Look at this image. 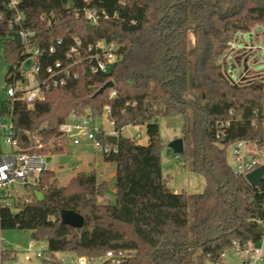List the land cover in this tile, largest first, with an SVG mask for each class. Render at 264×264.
<instances>
[{
    "label": "trees",
    "instance_id": "16d2710c",
    "mask_svg": "<svg viewBox=\"0 0 264 264\" xmlns=\"http://www.w3.org/2000/svg\"><path fill=\"white\" fill-rule=\"evenodd\" d=\"M7 4L0 0L8 85L23 74L21 49L9 36L15 29L6 21ZM18 8L33 32L30 44L38 50L40 76L60 62L77 77L51 87L31 106L19 99L0 101V115L12 114L21 148L51 156L68 152L60 126L70 115L96 119L108 107L117 141H108L104 132L97 139L109 149L103 160L115 164L114 201L98 200L108 185L97 182L94 172L78 171L60 185L48 169L28 193L31 202L22 197L15 202L17 211L0 208V232L29 231L31 239L46 242L51 255L122 251L126 255L118 264H192L194 254L195 264H219L235 244L260 240L264 177L258 187L249 185L227 163L226 149L241 140L264 145V86L232 84L218 60L237 33L264 29V0H19ZM85 8L95 13V24L86 20ZM75 39L81 51L98 40L115 41L118 59L107 73H92L90 61L73 64L76 58L67 57ZM110 80L112 87L94 95ZM189 109L191 168L204 178L203 190L193 195V244L186 192L170 189L162 172L158 124L169 116L185 123ZM223 120L230 124L216 139L214 124ZM127 126L143 127L146 143L123 136ZM68 209L82 215L81 227L61 223L60 213Z\"/></svg>",
    "mask_w": 264,
    "mask_h": 264
},
{
    "label": "built area",
    "instance_id": "2783aa9c",
    "mask_svg": "<svg viewBox=\"0 0 264 264\" xmlns=\"http://www.w3.org/2000/svg\"><path fill=\"white\" fill-rule=\"evenodd\" d=\"M18 3L19 0H8L9 15L6 17V21L15 29L13 32H18L21 36L22 60L20 69L23 78H15L13 83L5 87V92L11 102L19 99L26 103L27 106H31L35 101L42 100L45 92L51 87L65 85L68 77L76 78L77 74L75 72L71 74L70 66L62 67L60 62H56L53 66H48L45 74L40 76V67L37 62L38 50L31 48L30 44V37L33 32L25 27V16L19 10ZM84 15L89 23H96L97 18L93 11L85 8ZM40 19L50 22L49 17L44 14L40 16ZM254 31L256 32V29H251L248 33L253 35ZM262 31L264 32V29L261 28L255 34ZM246 35L247 33L243 32L237 33L232 40L228 41L227 48L221 54L220 64L224 76L232 84L241 85L260 81L264 86V75H260L261 73L264 74V40L256 42L252 39V41H248ZM250 43L253 46L250 47L251 52H256V54L253 55L250 65L244 69L237 70L234 53L243 51L244 47ZM117 48L115 41L98 40L87 45L81 51L79 41L75 39L74 44L68 50L67 57L76 58L73 64L80 63L83 60L90 61V71L92 73H107L118 59ZM49 50L52 52L53 47ZM29 59L32 60V64L28 70L24 71L22 64ZM236 60L240 64V59ZM256 70L260 72L251 73V71L256 72ZM25 72H30L32 75L31 86L26 84ZM17 82H19L18 85H16ZM113 94L114 91H112ZM108 112L109 109L106 107L105 114ZM229 124V120L217 121L214 124V136L216 139H220L225 135ZM60 130L67 138H70L71 134H75L73 138L84 136L95 148L100 149L104 153L109 152V149L102 146L97 139V133L104 131L95 124L94 119L90 116H80L79 120L74 123H66L65 121L60 126ZM26 134L29 135L30 132L26 131ZM138 138L140 137L137 134L132 139L137 140ZM1 142L8 146V151L3 152L0 150V208H11L22 197L29 203L32 199L27 195L31 193L32 187L37 183L39 175L49 169L47 157L50 156L31 152L30 149L20 147L18 139L15 137V127L11 113L0 115ZM231 146V168L235 174L245 178L247 173L264 164V145L259 147L254 143L241 140ZM17 184L23 186L26 195L19 197L16 195L17 197L14 198L11 192L16 194V189L14 188ZM35 242L36 240L30 238L27 246L22 251H17L8 245L1 244L0 239V264H118L126 255L122 251L114 252L111 250L100 256L76 255L73 253H64L63 256H59L58 253L51 255L47 251L46 244L36 246ZM234 249L236 256L241 260V264H264V235L257 243H249L246 247L235 244Z\"/></svg>",
    "mask_w": 264,
    "mask_h": 264
},
{
    "label": "rangeland",
    "instance_id": "374dc122",
    "mask_svg": "<svg viewBox=\"0 0 264 264\" xmlns=\"http://www.w3.org/2000/svg\"><path fill=\"white\" fill-rule=\"evenodd\" d=\"M253 29L255 27H252ZM251 35L247 33L246 39L248 41H252L254 39L256 42L264 40V32H253ZM189 47L194 43V37L191 32H189ZM250 47H253L251 43L244 47L243 51H236L235 54V62L237 64L238 69H244L246 66L251 64V60L253 59V55L256 52H251ZM236 59H240V64ZM220 62V59L218 60ZM243 66V67H242ZM9 64L7 63L4 52H3V42H0V101L7 99V94L5 92V87L7 85L6 82V74L8 71ZM262 71V70H261ZM260 72L259 70L256 72L251 71L252 74H256ZM264 75V74H260ZM24 77L27 81V86H31V78L32 75L30 72H25ZM19 82L16 83L18 85ZM191 110L188 111L187 120L183 121L180 116H169L160 118L158 120L159 124V134L162 143L164 146L161 149V166L162 172L164 176L167 178L171 188L176 192H180L184 190L187 195V206H188V227H189V240L193 244L194 243V212H193V195L195 193L201 192L204 187V178L202 175L195 173L191 168V149H192V141H191ZM79 120V117L74 118L70 115L66 119V123H74ZM95 124L101 127L104 131L109 132L108 134H113V128L110 121L107 119L106 114L104 113L102 117L94 119ZM184 126V128H183ZM183 129H185L186 134V142L183 143L185 156H177L172 151H169L167 148V143L175 138H182L184 136ZM139 135L136 141L138 143H146L147 139L144 134L143 127H135V126H127L123 131L122 135L125 137L133 138L135 135ZM75 134H71L70 138L66 136V147L67 154L69 159L64 162H59L58 155H51L50 160L48 162L49 169L53 170L55 173V177L58 180L60 185H66L71 176L74 175L77 171H94L97 178H104L108 183V198H106L107 202L112 203L114 201V181H115V166L113 163L105 162L102 158V151L96 149L91 146L90 143L85 140L82 136L73 138ZM58 140V139H57ZM52 141V140H51ZM50 141V142H51ZM59 141V140H58ZM49 142V143H50ZM0 150L3 152L8 151V146L0 143ZM232 146H228L226 149V160L227 163L232 166ZM169 186V185H168ZM169 186V187H170ZM16 194L11 192L15 197L16 195L24 196L26 195V191L23 186L17 184L15 186ZM13 211H17L15 206L11 207ZM1 244L8 245L10 248L15 249L17 251H22L27 246L28 241L30 240V232L23 231L19 229H9L3 230L0 232ZM45 241H36V246L45 245ZM59 256H63L64 253H58ZM192 264H195V254L192 257ZM219 264H241V260L236 256V251L234 248H229L224 251L223 256Z\"/></svg>",
    "mask_w": 264,
    "mask_h": 264
},
{
    "label": "water",
    "instance_id": "95a60500",
    "mask_svg": "<svg viewBox=\"0 0 264 264\" xmlns=\"http://www.w3.org/2000/svg\"><path fill=\"white\" fill-rule=\"evenodd\" d=\"M10 38L13 40L15 46L17 48H20L21 46V36L18 32H10L9 33ZM32 64V60H26L22 64V69L24 71L28 70ZM113 86V82L107 81L105 84H103L96 92V94L102 93L106 88H110ZM108 141L115 144L117 141V136L114 134H109L107 137ZM167 148L172 151L174 154H182L184 152V145H183V139L175 138L167 143ZM203 158V156H202ZM69 159L68 155H60L59 156V162L64 163ZM47 160H50V157H47ZM264 177V164L260 165L259 167L253 169L249 173L245 175V180L251 185L252 187H258ZM34 194L37 199L42 198V194L39 191H34ZM60 221L62 224H67L71 227L78 228L81 227L83 224V217L79 213L73 211V210H62L60 213Z\"/></svg>",
    "mask_w": 264,
    "mask_h": 264
},
{
    "label": "crops",
    "instance_id": "0c3cea01",
    "mask_svg": "<svg viewBox=\"0 0 264 264\" xmlns=\"http://www.w3.org/2000/svg\"><path fill=\"white\" fill-rule=\"evenodd\" d=\"M73 116V115H72ZM74 118H76V116H73ZM80 118V117H79ZM95 122V121H94ZM112 125V124H111ZM103 130V129H102ZM104 131V130H103ZM105 133H109V132H106V131H104ZM111 134V133H110ZM114 134V133H113ZM109 135V134H108ZM85 140H87L84 136H82ZM89 143H90V145L92 146V143L89 141V140H87ZM94 147V146H93ZM95 148V147H94ZM96 149H98V148H96ZM100 150V149H99ZM62 155H68V154H62ZM103 158V157H102ZM106 162V161H105ZM111 163V162H110ZM114 164V163H113ZM114 166H115V164H114ZM78 172V171H77ZM86 172H94L93 170L92 171H86ZM76 173V172H75ZM74 173V174H75ZM115 173V172H114ZM164 175V174H163ZM95 176H96V174H95ZM72 177V176H71ZM115 177V176H114ZM96 180H97V182H106L107 183V181L104 179V178H97L96 177ZM107 185H108V183H107ZM167 185H169L170 186V184H169V182H168V180H167ZM168 186V187H169ZM170 189H172L171 188V186L169 187ZM173 190V189H172ZM113 191H114V188H113ZM173 191H175V190H173ZM176 192V191H175ZM108 189H107V191H106V193H105V195L104 196H102V197H98V200L100 201V202H107L106 201V198H108Z\"/></svg>",
    "mask_w": 264,
    "mask_h": 264
}]
</instances>
